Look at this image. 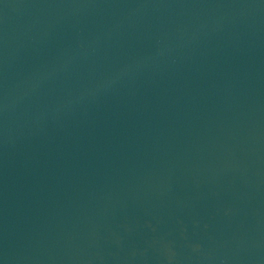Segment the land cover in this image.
Wrapping results in <instances>:
<instances>
[{
	"label": "water",
	"instance_id": "obj_1",
	"mask_svg": "<svg viewBox=\"0 0 264 264\" xmlns=\"http://www.w3.org/2000/svg\"><path fill=\"white\" fill-rule=\"evenodd\" d=\"M0 264H264V0H0Z\"/></svg>",
	"mask_w": 264,
	"mask_h": 264
}]
</instances>
